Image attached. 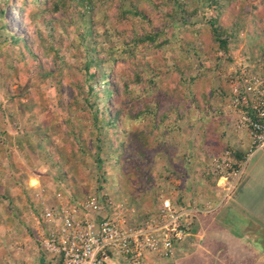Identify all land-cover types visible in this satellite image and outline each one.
Instances as JSON below:
<instances>
[{
    "label": "rangeland",
    "instance_id": "374dc122",
    "mask_svg": "<svg viewBox=\"0 0 264 264\" xmlns=\"http://www.w3.org/2000/svg\"><path fill=\"white\" fill-rule=\"evenodd\" d=\"M33 1L10 0L8 5L1 3L3 16L0 20V132L5 131L10 139L7 141L4 136L0 135V144L8 148L6 151L0 152V236L5 239L6 231L12 227L18 231L19 236H21L20 233L23 234L22 230L25 228L33 230L34 227H38L34 219L39 208H37L38 206L34 207L33 201L35 203L37 201L34 194L39 186L45 188L49 193L61 190L79 198L92 193L107 194L112 203L124 204L127 210H130L131 206L136 208L137 200L142 206H148L150 209L154 195L161 194L170 197L172 191L177 193L175 197L181 201L182 185L175 186L174 183L179 182V178L184 179L181 168L177 169V167L184 166L182 153L179 151L180 146L186 145L183 139L191 140L186 141L187 144L195 147L197 143H204L208 136L205 127L211 125L214 134L220 132L221 127L216 122L221 118L228 119V124H230L228 129L229 131L233 130L234 115L227 109V100L225 102V99L222 98L221 86L236 63L244 64L250 71L262 72L264 70L262 61L256 57L259 52L253 50L257 43H260V48L264 47V29L259 27L256 30L257 34H260V41L253 40L251 33L244 29L239 32L229 44V55L218 54L220 63L214 71L215 76L210 80V83L207 84V78L202 77L204 95L211 107L198 99L195 103L191 101L188 81H186V88L182 93L184 106L183 102L179 106V112L182 114V119L179 122L181 127L179 129V123H177L174 124L176 128L173 133H162L163 131H161L165 135L163 138H157L154 145L160 146V142H167L169 152L159 156L151 169L152 180L151 184L147 186L150 193L135 199L128 197L125 189L118 188L113 168H106L107 177L104 179V185L102 187L99 185V180L96 179L99 174V164L94 157H86L87 167L81 170V164L72 155L71 139L68 136H62L67 134L68 118L72 116V110L79 108L80 111L76 115L82 122L88 123L86 126L82 125L83 134L79 139L80 142L85 140L86 148L93 155H97L96 145L101 146L99 159L103 162L102 164L108 162L110 152L107 146L109 143L105 135L98 136L94 130V120L90 109L93 110L95 106L101 108L98 111L99 114L103 110V104L108 102L104 93L110 89L112 84V81H108L109 70L96 66L91 70V72H95V75L90 81H85L84 78L81 89L75 87V79L83 80L85 57L82 52L90 46L87 36L85 39H81L82 32L85 31L84 20L89 21L93 14H98L95 19H99L100 13L103 12L109 17L105 26L111 28L112 22L116 21L120 13L118 12L119 3H113L111 0H92L97 8L91 13L86 5L87 2L72 0L70 11L67 14L60 13L58 16H49L47 19L39 16L37 19L29 20L30 12H33L34 8L41 7ZM160 2L161 0L154 1L156 9L148 3V0H133V6L142 5L148 14H153L155 19L153 25L155 28H159L165 23L162 21L163 15L171 11V5L164 6ZM21 5L23 9H21ZM29 21L32 22V26H29ZM222 22L228 23L226 17H222ZM262 22L264 28V17ZM93 26L100 42L106 44L110 42L109 46L111 47L116 44L113 40L106 42L108 35H106V27L102 23L97 21ZM134 26L136 31L147 28L138 19L135 20ZM129 27L131 26L129 25ZM127 32L130 40L131 29H127ZM171 32V29L166 30L168 36ZM39 33L43 39L48 38L45 44L51 45L52 53L43 54L37 48L35 38ZM10 35L15 38L20 36L22 42L15 43L9 37ZM196 46L199 47L198 42H196ZM26 48L36 52L35 58H30ZM158 53L162 54L163 51L152 49L143 55L150 57L148 61H152L159 59L156 57ZM55 56L63 58L60 64L63 73H65L63 76L48 75L55 72L57 65H55ZM163 57L167 60V70L169 69L171 73L175 66H181V62L176 60L180 57L177 49L172 50L167 47ZM33 61L34 66L32 65ZM137 61L140 62L136 64L133 63L136 61H132L131 64L121 59L117 64L133 74L144 70L142 66L146 61L144 62L138 57ZM142 62L144 63L142 64ZM192 63V67L183 70V79L196 77L200 72L201 63L196 60ZM28 69H32L34 75H28ZM160 69L162 72L166 71L164 67ZM88 85L93 87L91 95L88 93ZM176 85V82H171L168 87L174 89ZM135 111L134 109L130 110V113L133 114ZM115 112V109H110L107 114L113 117ZM42 120L44 124L41 123ZM131 149L132 147H129L125 151L121 161L123 165L130 167V170L136 166L135 156L134 158L129 156ZM121 152V149H117L114 155ZM176 153L179 155L173 159L172 156ZM192 160H194L192 165H199L200 160L197 161L194 158ZM54 163L59 164L60 168L58 169ZM201 165L208 170L211 177H217L213 175L211 166L207 162L203 161ZM213 170L215 171L214 168ZM36 205L38 204L36 203ZM146 219V217H140L136 221H146ZM23 239L26 238L19 237L15 245L18 247L23 244Z\"/></svg>",
    "mask_w": 264,
    "mask_h": 264
},
{
    "label": "trees",
    "instance_id": "16d2710c",
    "mask_svg": "<svg viewBox=\"0 0 264 264\" xmlns=\"http://www.w3.org/2000/svg\"><path fill=\"white\" fill-rule=\"evenodd\" d=\"M20 1L22 2V0ZM71 1L34 0L33 2L37 3L38 6L41 5V7L34 8L33 12H30L29 20L33 18L37 19L39 16L47 19L49 16H58L60 13L67 14L70 11ZM82 1L83 3L87 2L86 5L91 13L97 8L92 0ZM111 1L119 3L118 12H120L116 21L112 22L111 28L105 26L109 17L103 12L100 13L99 19H95L98 14H93L90 16L89 21L84 20L83 27L85 31L82 32L81 39H85V36H87L90 46L82 52L85 57V61H83V65H85L83 80L75 79V87L81 89L84 78L85 81H90L95 75V72H91V70L95 69L96 66L108 68L109 70V73H106L109 74L108 81H112V84L110 85V89L104 93L108 102L103 104V110L99 114L98 111L101 108L99 109V107L95 106L93 110L90 109L92 119L94 120V130L98 136L105 135L109 143L107 146L110 152L108 162L102 164L103 162L99 159L101 146L96 145L95 150L97 155H93L86 148L85 140L80 142L79 139L83 134L82 125L86 126L88 123L82 122L78 115H76L80 111L79 108L72 110V116L68 118L67 134L62 136H68L71 139L72 155L81 164V170L87 167L85 158L94 157L97 164H99V178L97 177L96 179L99 180L101 187L104 185V179L107 177L105 174L106 168H113L118 188L125 189L128 197L139 199L142 195L150 193L147 186L151 184V169L158 157L169 152L167 142H160V146H155L154 144L157 142V138L164 137L163 135L165 134L162 133H173L176 128L175 125L181 121L182 114L179 112V106L184 100L182 93L185 91L186 81H188L191 101L195 103L198 99L211 107V104H208V99L204 95L202 79L207 78V84L210 83V80L215 76L214 71L220 63L218 54L223 53L228 56L230 42L243 29L251 33L253 40L260 41V34H257L256 30L259 27L264 29L262 27L264 0H161L160 3L162 5H171V11L163 15L162 21H165V23L162 24L160 22L162 25L159 28H155L153 25L155 22L153 14H148L142 5L134 7L133 0ZM154 1L148 0V3L156 9ZM1 3L8 5L10 0H0V20L3 16ZM20 7L23 9L22 5ZM222 17H226L227 24L222 22ZM136 19L147 28L136 31L134 26ZM97 21L106 27L105 31L106 35H108L106 42L113 40L116 43L114 46H109L110 42L106 44L99 41L98 34L93 26ZM46 23H49V21H46ZM29 26H32V22L29 23ZM129 28L132 33L130 40L127 36V29ZM168 29L172 30L170 36L166 33ZM40 35L39 33L35 38L37 48L43 54L52 53L53 48L51 45L45 44L48 38L43 39ZM9 37L15 43L20 44L22 42L20 36L15 38L13 35H10ZM196 42L199 43V47L196 46ZM259 44H255L253 50L259 52L256 57L262 61L264 67V47L260 48ZM167 47L172 50L177 49L180 53V57L176 60L181 62V66H175L172 73L169 69L167 70V60L163 57ZM152 49L163 51V53L157 54L158 60L148 61L150 57H145L143 54ZM26 51L30 55V58H35V51L28 50V48H26ZM137 57L144 60V62L146 61L145 64L142 62L144 70H140L139 72L131 74L121 65L117 64L121 59L131 64L132 61H136L133 63L137 64L140 62L137 61ZM194 60L201 63L200 72L197 73L196 77L183 79V70L192 67V61ZM62 61V57L55 56V65L57 64L55 72L48 74L49 76H63L65 74L60 67ZM32 65L34 66V61ZM161 67H164L166 71L162 72ZM28 75H34V71L28 69ZM262 75L264 76V70L262 71ZM171 82L177 83L174 89L168 87ZM221 89L222 98L226 102L228 100L227 79L223 81ZM92 90L93 87L88 85L89 95H91ZM110 109L116 110L113 117L107 114ZM133 109L136 111L132 114L130 110ZM41 123L44 124L43 120ZM178 127L180 129V123ZM211 128V125L205 127L206 134L208 135L207 139H212L211 136L214 134V130H211ZM161 131L163 132L161 133ZM88 133L90 134V131ZM0 135L4 136L7 141L10 139L5 131L0 132ZM183 140L186 145L180 146L179 151L182 153L183 164L190 165L194 161L192 159H196L198 156L196 152L204 149L206 141L204 143H197L195 147L189 143L187 144L186 141L189 139L185 138ZM150 145L151 148H149ZM129 147H132L129 156L131 158L135 156L134 162H136V166L133 167V171V168L130 170V167L123 165L121 162L125 151ZM7 149V147L0 144V152ZM117 149H121L122 152L114 155ZM193 150L194 152H192ZM223 151H226V149ZM187 155H189L188 158ZM189 157L191 158L190 161H188ZM230 159L234 161L233 166L226 169L225 172L232 173L236 169L237 163L232 154ZM54 165L58 169L60 168L59 164L54 163ZM212 173L220 178L218 171L213 170ZM47 194L49 195L50 193L47 191ZM164 197L160 194L154 195L152 199L157 204Z\"/></svg>",
    "mask_w": 264,
    "mask_h": 264
},
{
    "label": "crops",
    "instance_id": "0c3cea01",
    "mask_svg": "<svg viewBox=\"0 0 264 264\" xmlns=\"http://www.w3.org/2000/svg\"><path fill=\"white\" fill-rule=\"evenodd\" d=\"M235 121L234 117L230 131L228 119L216 122L221 131L206 139L204 149L196 152L199 165L177 167L184 173V179L174 183L182 185L181 201L172 191L171 198L164 197L157 204L152 199L150 209L137 200L138 206L128 210L134 219L146 217L148 223L158 217L162 201L169 200L172 208L182 214L186 229L172 258H150L146 264H264V153L251 152L249 133L235 130ZM225 149L240 167L232 188L230 178L211 177L201 165L207 162L213 171L211 158L221 156ZM178 155H173V159ZM36 203L33 201L34 207L38 206ZM22 231L20 234L26 239L18 247L15 244L21 236L13 227L6 231L5 239L0 236V264H54L55 259L51 262L40 250L41 228ZM111 264L127 263L113 259Z\"/></svg>",
    "mask_w": 264,
    "mask_h": 264
},
{
    "label": "built area",
    "instance_id": "2783aa9c",
    "mask_svg": "<svg viewBox=\"0 0 264 264\" xmlns=\"http://www.w3.org/2000/svg\"><path fill=\"white\" fill-rule=\"evenodd\" d=\"M227 109L234 115L235 130L250 135L251 152L264 153V76L236 63L227 76ZM231 152L213 156L212 165L220 178H230L231 188L240 167L233 166ZM240 166V165H239ZM41 228L40 250L54 264H111L122 259L127 264H146L150 258H172L176 244L184 236L182 214L169 200H163L156 219L137 222L123 204H114L107 194L92 193L79 198L61 190L47 194L35 191Z\"/></svg>",
    "mask_w": 264,
    "mask_h": 264
}]
</instances>
